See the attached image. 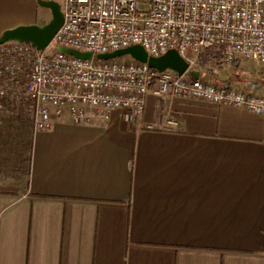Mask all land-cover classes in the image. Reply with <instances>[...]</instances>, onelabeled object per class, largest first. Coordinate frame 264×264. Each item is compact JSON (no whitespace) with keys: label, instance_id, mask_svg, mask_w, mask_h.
<instances>
[{"label":"crops","instance_id":"obj_1","mask_svg":"<svg viewBox=\"0 0 264 264\" xmlns=\"http://www.w3.org/2000/svg\"><path fill=\"white\" fill-rule=\"evenodd\" d=\"M37 7L0 0V36L48 23ZM216 82L264 94L249 74ZM0 264H264V117L151 93L140 117L54 120L25 187L0 185Z\"/></svg>","mask_w":264,"mask_h":264},{"label":"built area","instance_id":"obj_2","mask_svg":"<svg viewBox=\"0 0 264 264\" xmlns=\"http://www.w3.org/2000/svg\"><path fill=\"white\" fill-rule=\"evenodd\" d=\"M64 23L50 46L0 45V109L31 101L34 132L68 117L89 123L97 113L144 114L147 97L198 99L247 109L264 117V94L219 86L187 75L206 49H222V62L264 64V0H61ZM92 52V59L48 51L52 44ZM141 45L150 56L176 49L189 68L180 75L121 57L98 54ZM176 124V122H172ZM154 128L153 126H149Z\"/></svg>","mask_w":264,"mask_h":264},{"label":"rangeland","instance_id":"obj_3","mask_svg":"<svg viewBox=\"0 0 264 264\" xmlns=\"http://www.w3.org/2000/svg\"><path fill=\"white\" fill-rule=\"evenodd\" d=\"M61 3V0H57ZM39 22L51 19V10L37 0ZM40 25V24H36ZM45 25V24H44ZM58 44L54 42L48 51L55 52ZM129 58V56H125ZM212 82L228 77L244 80L249 74L255 82L264 85V65L255 61L238 60L232 64L222 63L212 69H204ZM31 101L23 100L12 107L0 109V185L9 189L25 187L26 161L34 135V116L29 110Z\"/></svg>","mask_w":264,"mask_h":264},{"label":"water","instance_id":"obj_4","mask_svg":"<svg viewBox=\"0 0 264 264\" xmlns=\"http://www.w3.org/2000/svg\"><path fill=\"white\" fill-rule=\"evenodd\" d=\"M38 2L40 5L51 10V20L42 26L36 24L21 25L5 30L0 36V45L10 41H17L20 43H31L38 50H45L50 46L55 35L64 23V12L61 8L60 2L57 0H38ZM57 50L82 59L93 58L92 52H81L64 46H57ZM125 56H130L137 61L148 63L150 67L155 68L160 72L171 69L178 74L183 75L189 68L188 62L176 49H171L162 56L154 57L150 56L141 45L129 46L111 53L98 54L96 58L107 61ZM187 75L191 78L198 79L200 78L201 73L197 70H189Z\"/></svg>","mask_w":264,"mask_h":264},{"label":"trees","instance_id":"obj_5","mask_svg":"<svg viewBox=\"0 0 264 264\" xmlns=\"http://www.w3.org/2000/svg\"><path fill=\"white\" fill-rule=\"evenodd\" d=\"M222 63V49L219 47H213L202 52L199 59V69L202 72L204 69H212L213 67H216ZM25 163L27 165V169L23 174L27 176L30 172L31 146L27 161Z\"/></svg>","mask_w":264,"mask_h":264}]
</instances>
